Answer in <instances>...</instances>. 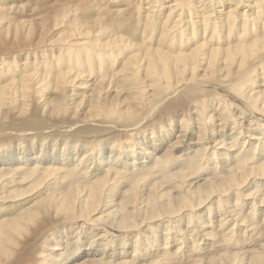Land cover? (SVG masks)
<instances>
[{"label": "bare ground", "instance_id": "obj_1", "mask_svg": "<svg viewBox=\"0 0 264 264\" xmlns=\"http://www.w3.org/2000/svg\"><path fill=\"white\" fill-rule=\"evenodd\" d=\"M0 264H264V0H0Z\"/></svg>", "mask_w": 264, "mask_h": 264}, {"label": "rangeland", "instance_id": "obj_2", "mask_svg": "<svg viewBox=\"0 0 264 264\" xmlns=\"http://www.w3.org/2000/svg\"><path fill=\"white\" fill-rule=\"evenodd\" d=\"M24 2H28V0H23Z\"/></svg>", "mask_w": 264, "mask_h": 264}]
</instances>
